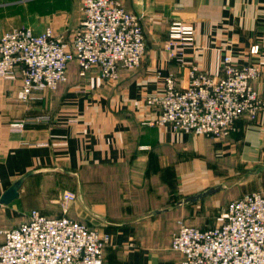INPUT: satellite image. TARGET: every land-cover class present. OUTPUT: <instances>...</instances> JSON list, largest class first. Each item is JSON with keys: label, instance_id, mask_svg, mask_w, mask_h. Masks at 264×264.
Wrapping results in <instances>:
<instances>
[{"label": "crops", "instance_id": "obj_1", "mask_svg": "<svg viewBox=\"0 0 264 264\" xmlns=\"http://www.w3.org/2000/svg\"><path fill=\"white\" fill-rule=\"evenodd\" d=\"M120 1L143 17L147 52L136 71H121L109 82L97 70L79 77L74 63L66 84L28 103L20 100V71L12 80L0 77V197L35 171L18 199L0 208V229L19 226L10 220H26L33 210L67 215L110 236L107 264H181L171 242L191 204L177 203L204 191L206 140L149 124L159 110L146 97L162 91L170 73L186 88L192 65L222 76L227 54L260 68L254 87L264 92V0ZM82 19L80 0H0V38L16 28L36 35L51 28L68 43ZM177 21L195 26L194 45L169 50V27ZM254 46L257 54L250 52ZM42 115L49 120L37 121ZM17 120L26 121L23 132L10 130ZM216 146L219 154L264 162V112L254 122L238 120ZM68 191L78 199L64 214L60 200Z\"/></svg>", "mask_w": 264, "mask_h": 264}, {"label": "built area", "instance_id": "obj_2", "mask_svg": "<svg viewBox=\"0 0 264 264\" xmlns=\"http://www.w3.org/2000/svg\"><path fill=\"white\" fill-rule=\"evenodd\" d=\"M83 19L69 43L57 38L51 28L36 35L29 28H16L0 38V77L15 79L21 70V101L37 99L39 92L55 91L69 81V67L76 64L79 77L94 68L104 81L115 82L121 71L138 68L146 56L143 17L127 10L120 0H80ZM195 26L173 22L166 48L194 45ZM252 54L259 52L254 46ZM183 63V60L180 59ZM222 76L192 65L188 85L177 87L174 74L164 78L160 93L146 97V104L159 110L149 124L170 127L175 133L220 138L234 131L238 120L255 121L264 112V92L254 83L261 70L256 65L237 64L227 54ZM42 115L37 121H47ZM25 120L10 128L21 132ZM78 199L63 193L64 214ZM223 223L203 230L178 220L171 247L182 255L181 264H264V193L252 192L229 202ZM110 236L67 215L49 218L38 210L15 228L0 229V264H107L104 249Z\"/></svg>", "mask_w": 264, "mask_h": 264}, {"label": "rangeland", "instance_id": "obj_3", "mask_svg": "<svg viewBox=\"0 0 264 264\" xmlns=\"http://www.w3.org/2000/svg\"><path fill=\"white\" fill-rule=\"evenodd\" d=\"M136 69L131 71H136ZM94 70L99 71L98 69L95 68L92 71ZM17 71H20L21 73L20 69H18ZM222 75H223V71H222ZM165 77H163V86H164ZM157 93H160V91H158ZM232 133L233 131L231 130L227 132L225 135L221 136L220 138H211V137L203 138L206 140L205 141L206 149L204 154V158L206 162L204 191L212 187H215L217 185H225V188L217 193L206 196L203 199L188 206L187 208L188 211L184 215V219L185 222L192 227L198 229H204V228H211L221 225L223 223L222 215L229 202L244 197L246 193L264 191V162L258 161L256 163H252L250 161L241 159L238 155L236 156L234 154L229 155V154L217 153L216 150L218 149V147L216 146V143H219L227 139L232 135ZM7 206H10V204ZM15 218H17V220ZM15 218L10 220L15 223L14 226L25 221L23 219L24 216H18Z\"/></svg>", "mask_w": 264, "mask_h": 264}, {"label": "water", "instance_id": "obj_4", "mask_svg": "<svg viewBox=\"0 0 264 264\" xmlns=\"http://www.w3.org/2000/svg\"><path fill=\"white\" fill-rule=\"evenodd\" d=\"M34 173H35V171L27 172L26 174L22 175L21 177H19L18 179H16L13 182V184L0 197V208L3 206L9 205L10 203H12L16 199H18V197L20 196V189H21L22 185ZM224 188H225V185H217V186L212 187V188H210V189H208L202 193L190 195V196L186 197L184 200L178 202L177 207H181L183 205L195 203V202L203 199L206 196H209V195H212L214 193L219 192L220 190H222Z\"/></svg>", "mask_w": 264, "mask_h": 264}]
</instances>
